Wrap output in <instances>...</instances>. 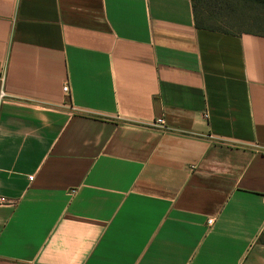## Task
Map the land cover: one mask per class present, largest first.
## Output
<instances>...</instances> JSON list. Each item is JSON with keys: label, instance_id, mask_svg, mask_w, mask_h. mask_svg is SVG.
Instances as JSON below:
<instances>
[{"label": "crops", "instance_id": "crops-1", "mask_svg": "<svg viewBox=\"0 0 264 264\" xmlns=\"http://www.w3.org/2000/svg\"><path fill=\"white\" fill-rule=\"evenodd\" d=\"M243 26L197 27L191 0H0V264H264Z\"/></svg>", "mask_w": 264, "mask_h": 264}, {"label": "trees", "instance_id": "trees-1", "mask_svg": "<svg viewBox=\"0 0 264 264\" xmlns=\"http://www.w3.org/2000/svg\"><path fill=\"white\" fill-rule=\"evenodd\" d=\"M197 27L225 31L221 24L228 14L238 19L251 32L264 34V0H191ZM223 27V28H222Z\"/></svg>", "mask_w": 264, "mask_h": 264}, {"label": "rangeland", "instance_id": "rangeland-1", "mask_svg": "<svg viewBox=\"0 0 264 264\" xmlns=\"http://www.w3.org/2000/svg\"><path fill=\"white\" fill-rule=\"evenodd\" d=\"M234 16H236V15L235 14L226 15L224 17V20L221 23V24H223L222 26L224 28L233 29L235 31L244 28L243 25L239 24L240 21L238 19H235Z\"/></svg>", "mask_w": 264, "mask_h": 264}, {"label": "built area", "instance_id": "built-area-1", "mask_svg": "<svg viewBox=\"0 0 264 264\" xmlns=\"http://www.w3.org/2000/svg\"><path fill=\"white\" fill-rule=\"evenodd\" d=\"M69 86L67 85V84H65L64 86H63V91L66 93V94H68L69 93ZM5 95V93H4V91L2 90V89H0V100L3 98V96ZM154 124L155 125H158V126H160V127H162V125H163V119H161V118H158V119H156L155 121H154ZM32 177L33 176H30L29 178L30 179H32ZM8 202V200L6 199V198H4V197H0V203H7ZM212 222V220L210 219V220H208V224H210Z\"/></svg>", "mask_w": 264, "mask_h": 264}]
</instances>
